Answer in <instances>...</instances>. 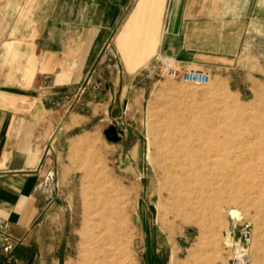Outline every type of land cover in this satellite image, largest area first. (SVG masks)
<instances>
[{
  "label": "rangeland",
  "instance_id": "1",
  "mask_svg": "<svg viewBox=\"0 0 264 264\" xmlns=\"http://www.w3.org/2000/svg\"><path fill=\"white\" fill-rule=\"evenodd\" d=\"M189 63L210 74L207 84L170 79L155 61L132 80L133 100L113 114L104 105L86 104L90 91L100 88L95 78L90 91L63 101L61 128L49 142L50 170L42 181L48 195L47 218L38 229L43 237L19 261L16 249L24 240L15 238L6 253L0 238V264H264V53ZM188 123L190 135L207 125L231 148L244 138L248 153L237 152L238 161H245L241 175L254 167L259 175L254 182L261 187L242 181L234 200L227 194L225 200L209 199L202 215L179 200L174 206L162 149L170 125L180 126L184 136ZM188 142L183 143L187 159L204 155ZM196 164L198 177L211 175L204 161ZM96 185L104 220L99 227ZM108 219L113 233L106 240ZM233 252L243 256L237 259Z\"/></svg>",
  "mask_w": 264,
  "mask_h": 264
},
{
  "label": "crops",
  "instance_id": "2",
  "mask_svg": "<svg viewBox=\"0 0 264 264\" xmlns=\"http://www.w3.org/2000/svg\"><path fill=\"white\" fill-rule=\"evenodd\" d=\"M257 53L264 0H0V223L24 240L15 260L43 237L59 106L90 91L93 69L100 88L86 104L112 113L133 100L132 80L159 55L208 62Z\"/></svg>",
  "mask_w": 264,
  "mask_h": 264
},
{
  "label": "bare ground",
  "instance_id": "3",
  "mask_svg": "<svg viewBox=\"0 0 264 264\" xmlns=\"http://www.w3.org/2000/svg\"><path fill=\"white\" fill-rule=\"evenodd\" d=\"M190 123L187 124V127L184 132L185 133L184 136H182V133L179 130L180 126L170 125V127L168 128V136L164 141L165 145H163V149H162L163 150L162 171L165 177L166 189L169 191V194L174 199V201L172 202L174 206L175 204H177V201L179 200L181 202L180 204L181 206L187 207V208L192 206L196 210V214H201L202 213L201 211L205 209L206 203L209 199L213 201L225 200V194H227L228 198L230 197L231 199L234 200L235 195L237 193V188L240 187V183L242 181L244 182V184L245 183L248 184L250 188L252 187L260 188L261 187V183L254 182L255 179L259 178L258 173L254 172V167L253 169H250L249 171L244 172L243 176L241 175L242 174L241 173L242 172L241 163H244L245 161L241 163L238 161L239 156L237 155V152H241V151L247 152V149H245L247 145V141L244 138L242 137L241 139L238 138V141L235 145L231 142L234 145L231 148V146L225 145L226 142L223 143V141H220L218 139L217 134H215L216 130H212V128L207 127V125H206V128H203V129H199L198 127L196 129L197 134L193 136L190 135L191 134L190 125H192ZM249 140L251 139L249 138ZM186 141H189L188 143H192L196 147L200 148V150L204 151V155L201 153V155L199 156L195 155L196 156L195 158L192 155L193 157L191 156L190 159H187V157L184 155L185 151L183 150V146H184L183 143ZM248 144H249V141H248ZM95 155H97L96 157L98 158V154L95 153ZM214 156L217 157L216 158L217 160H214L213 158ZM223 159L231 160L230 161L231 165L229 167H226ZM196 161L197 162L204 161V164H202V166L207 167V171L209 170L208 172H210L211 175L205 178L198 177L197 170L200 166L196 164ZM248 161H250V159ZM95 183H97V181ZM97 185L94 188L95 191H94L93 207H94V213L99 216L98 218L99 220H97L98 221L97 227H99V224H101L104 220L102 216V211L101 209H99L100 208L99 205H101L100 201L102 202V200L100 198V193H99L100 188L97 187ZM104 203L105 202H103V204ZM113 206L116 207L115 205ZM115 209L116 208H114V211ZM232 212L236 213V211H232ZM119 215H120V219H119L120 223H123L124 217L122 213ZM108 221L109 219L106 221V228L108 231L105 237L106 240H109L113 233L111 222L108 223ZM233 256H235L234 252H233ZM103 259L101 260L103 261ZM98 264H101V263H98Z\"/></svg>",
  "mask_w": 264,
  "mask_h": 264
},
{
  "label": "built area",
  "instance_id": "4",
  "mask_svg": "<svg viewBox=\"0 0 264 264\" xmlns=\"http://www.w3.org/2000/svg\"><path fill=\"white\" fill-rule=\"evenodd\" d=\"M113 56L115 58L116 54L113 53ZM155 61H159L161 63L164 75L170 79L183 81L196 86L205 85L210 80V74L205 69L202 67H195L189 62L181 61L174 55H159L153 62ZM94 72L95 69H93L86 77V86L90 85L94 80ZM81 90L83 91V89ZM0 229V238L2 240L4 251H6V253L11 252L14 248V242H16V239L11 233L8 225L0 223ZM241 256H243V254L238 252L235 253V257L237 259Z\"/></svg>",
  "mask_w": 264,
  "mask_h": 264
}]
</instances>
